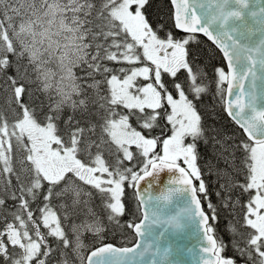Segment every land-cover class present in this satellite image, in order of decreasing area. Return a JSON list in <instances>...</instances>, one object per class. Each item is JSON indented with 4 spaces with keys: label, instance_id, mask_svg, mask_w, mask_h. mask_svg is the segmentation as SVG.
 <instances>
[{
    "label": "snow or ice",
    "instance_id": "1",
    "mask_svg": "<svg viewBox=\"0 0 264 264\" xmlns=\"http://www.w3.org/2000/svg\"><path fill=\"white\" fill-rule=\"evenodd\" d=\"M185 255L264 264V0H0V264Z\"/></svg>",
    "mask_w": 264,
    "mask_h": 264
},
{
    "label": "water",
    "instance_id": "2",
    "mask_svg": "<svg viewBox=\"0 0 264 264\" xmlns=\"http://www.w3.org/2000/svg\"><path fill=\"white\" fill-rule=\"evenodd\" d=\"M162 179L166 181V176L164 174H162ZM189 246H193L196 244V239L195 236L193 235L190 240L186 241ZM181 259L184 261V264H195V260L194 257H192L191 255H185L183 257H181Z\"/></svg>",
    "mask_w": 264,
    "mask_h": 264
},
{
    "label": "trees",
    "instance_id": "3",
    "mask_svg": "<svg viewBox=\"0 0 264 264\" xmlns=\"http://www.w3.org/2000/svg\"><path fill=\"white\" fill-rule=\"evenodd\" d=\"M213 199H214V197H213ZM219 227H220L221 230L223 229V227H224V221H223V219H221L220 224H219ZM225 239H227V236H225Z\"/></svg>",
    "mask_w": 264,
    "mask_h": 264
}]
</instances>
